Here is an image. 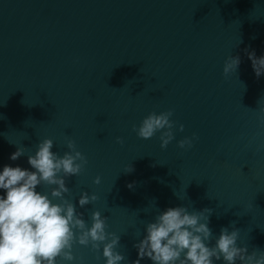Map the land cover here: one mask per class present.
Returning a JSON list of instances; mask_svg holds the SVG:
<instances>
[{
  "label": "water",
  "instance_id": "95a60500",
  "mask_svg": "<svg viewBox=\"0 0 264 264\" xmlns=\"http://www.w3.org/2000/svg\"><path fill=\"white\" fill-rule=\"evenodd\" d=\"M246 49L264 55V0H0V168H30L46 138L61 156L74 140L88 163L65 178V195L89 226L94 211L107 217L122 264L176 206L212 209L214 237L239 229V246L264 251V76ZM167 111L166 148L167 129L138 136L146 116ZM186 137L193 145L181 148ZM83 192L98 199L81 207ZM102 252L74 246L77 264H104Z\"/></svg>",
  "mask_w": 264,
  "mask_h": 264
},
{
  "label": "clouds",
  "instance_id": "9594fccd",
  "mask_svg": "<svg viewBox=\"0 0 264 264\" xmlns=\"http://www.w3.org/2000/svg\"><path fill=\"white\" fill-rule=\"evenodd\" d=\"M245 51L256 76H264V55ZM240 64L239 55L229 56L225 75L235 73ZM172 115V111L149 114L136 129L138 136L149 139L167 129L160 137L161 146L166 148L175 138ZM117 139L123 143L122 137ZM192 145L193 137L179 141L181 148ZM53 146L51 138L40 141L35 153L28 156L30 168L10 164L0 168V264H77L76 244L91 246L97 252L102 248L104 264H122L126 257L117 250L120 237L108 231L107 217L96 210L89 226L65 195L70 192L65 178L82 172L88 163L86 156L77 150L74 140L68 141L69 151L63 156L54 152ZM24 153L25 149L19 147L10 159L15 161ZM127 170L131 171V166ZM100 182L97 177L95 183ZM42 185L55 187L50 193L38 191ZM97 199L96 194L83 192L79 205L84 207ZM211 212L209 208L189 211L186 206L159 211L154 221L147 223L143 238L134 244L137 259L131 264H141L145 258L153 264H215L221 258L225 264H264V251L249 254L247 246H239V229L223 227L214 237L209 227Z\"/></svg>",
  "mask_w": 264,
  "mask_h": 264
}]
</instances>
